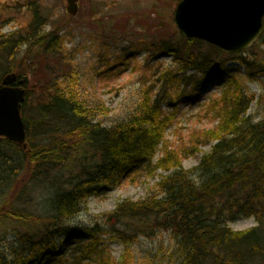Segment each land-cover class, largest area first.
Instances as JSON below:
<instances>
[{
    "label": "trees",
    "instance_id": "1",
    "mask_svg": "<svg viewBox=\"0 0 264 264\" xmlns=\"http://www.w3.org/2000/svg\"><path fill=\"white\" fill-rule=\"evenodd\" d=\"M32 14L25 27L0 34V84L19 70L23 46L30 51L44 45L43 53H60L58 35L43 33L39 13L34 9ZM204 44L179 36L157 45L180 72L201 74L190 94L199 93L210 78L220 77L224 86L212 102L216 126L191 137L189 146L166 147L161 158L156 155L177 109L165 113L160 96L141 104L127 122L105 128L95 121L94 109L60 86H44L30 108L31 92L26 93L24 146L0 138V235L16 237L10 253L0 250V264H114L101 235L114 234L127 245L159 231L174 238L179 264H264V119L245 115L254 96L237 80V71L227 67L238 62L249 80L264 78V20L258 41L242 53L224 54L208 44L203 51ZM32 60L28 65L35 68L38 61ZM170 73L177 80L178 74ZM200 146L210 151L198 166L183 170L179 153L193 155ZM153 169L170 172L158 185L159 195L123 201L89 227L68 225L87 198ZM242 218L256 225L245 231L227 227Z\"/></svg>",
    "mask_w": 264,
    "mask_h": 264
},
{
    "label": "rangeland",
    "instance_id": "2",
    "mask_svg": "<svg viewBox=\"0 0 264 264\" xmlns=\"http://www.w3.org/2000/svg\"><path fill=\"white\" fill-rule=\"evenodd\" d=\"M179 1L77 0V13L71 15L67 12L66 0H0L1 35L25 27L36 9L43 33L53 32L60 38L57 55L43 53L44 45L30 51L25 46L19 49L17 59L23 62L17 61L19 70L15 73L28 77L29 82L24 87L26 93L31 92L28 108L35 104L33 101L44 86H60L70 98L94 109L95 121L102 127L112 128L127 122L141 104L153 102L160 96L165 113L175 109L177 112L156 159L162 157L166 147L177 151L183 145L189 146L191 137L218 123L212 102L219 99L224 86L220 77L210 78L203 82L199 93L190 94L201 74L180 72L171 55L158 48L162 40L173 41L180 36L173 21ZM207 49L206 44L201 46V50ZM26 57L31 63L32 57L35 58L38 66L31 68ZM227 67L237 71V80L247 94L254 96L245 115L254 121L263 120L264 78L249 80L238 62H231ZM170 72L178 74L177 80ZM170 101L176 102L173 108L168 105ZM209 151L210 146H200L199 153H179L183 170L190 171L198 166L202 155ZM169 174L153 169L126 178L118 187L87 198L68 225L89 227L123 201L138 202L159 195L158 185ZM255 225L252 218H242L228 223L227 227L245 231ZM15 238L14 235H0V250L10 253L8 248L16 244ZM100 238L114 264L180 263L176 242L169 232L159 231L151 238L139 237L127 245L111 233ZM78 264L94 263L82 261Z\"/></svg>",
    "mask_w": 264,
    "mask_h": 264
},
{
    "label": "water",
    "instance_id": "3",
    "mask_svg": "<svg viewBox=\"0 0 264 264\" xmlns=\"http://www.w3.org/2000/svg\"><path fill=\"white\" fill-rule=\"evenodd\" d=\"M67 12L77 13V0H66ZM264 0H180L173 20L185 39L206 42L219 50L236 54L247 50L263 30ZM17 82V86H14ZM29 82L24 76L17 81L15 74H7L0 85V138L17 146H24L26 127L21 106Z\"/></svg>",
    "mask_w": 264,
    "mask_h": 264
}]
</instances>
